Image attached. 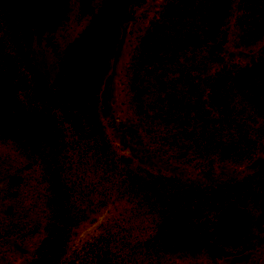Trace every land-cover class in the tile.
I'll return each instance as SVG.
<instances>
[{
    "label": "trees",
    "instance_id": "obj_1",
    "mask_svg": "<svg viewBox=\"0 0 264 264\" xmlns=\"http://www.w3.org/2000/svg\"><path fill=\"white\" fill-rule=\"evenodd\" d=\"M146 0H104L59 56L52 82L33 44L67 0H0V264L10 239L34 241L20 264H220L264 249V50L260 70L207 54L264 42V0H163L136 36L124 103L163 173L115 146L102 90L122 27ZM187 52L199 53L191 65ZM118 214L80 250L75 230ZM121 228H120V227Z\"/></svg>",
    "mask_w": 264,
    "mask_h": 264
},
{
    "label": "rangeland",
    "instance_id": "obj_2",
    "mask_svg": "<svg viewBox=\"0 0 264 264\" xmlns=\"http://www.w3.org/2000/svg\"><path fill=\"white\" fill-rule=\"evenodd\" d=\"M103 1L67 0L66 18L61 20V24L54 32H49L40 42L33 44L37 67L45 75L49 83L56 77L58 59L64 48L83 29L90 19L91 13L96 11ZM162 1L146 0L145 3L134 6L132 9L133 20L123 25L119 49L102 90L101 113L111 122L109 134L119 151L133 158L136 163L155 172L186 173L188 172L187 168L173 164L149 150L140 134L133 127L124 103L123 74L128 65L132 49L135 46L136 36L147 26L148 21ZM262 50H264V42L253 51L232 48L228 43L227 30L225 29L220 42L207 50L206 53L223 54L234 62H239L259 71L260 63L257 60V55ZM198 55L199 53L197 52H187L183 57V61L191 65L195 62ZM262 146L256 161L263 169L264 176V152ZM262 187L264 191V180ZM117 220L118 214L112 209L101 211L92 222L83 223L75 230L70 249L80 250L86 243L103 234L104 224L108 221ZM8 244L14 255V264H20L26 254L34 248V241L23 242L22 244L10 239ZM220 264H264V249L232 256V258L222 260Z\"/></svg>",
    "mask_w": 264,
    "mask_h": 264
}]
</instances>
